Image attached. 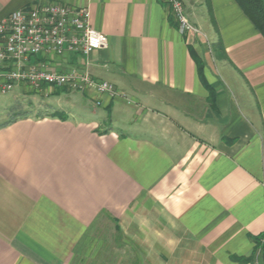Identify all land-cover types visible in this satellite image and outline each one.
Instances as JSON below:
<instances>
[{"label":"crops","instance_id":"crops-1","mask_svg":"<svg viewBox=\"0 0 264 264\" xmlns=\"http://www.w3.org/2000/svg\"><path fill=\"white\" fill-rule=\"evenodd\" d=\"M183 2L197 34L181 35L162 0H0V22L89 8L109 40L91 73L121 94L97 107L46 89L68 109L0 125V264H74L111 223L122 245L131 228L130 264H263L264 37L235 0Z\"/></svg>","mask_w":264,"mask_h":264},{"label":"built area","instance_id":"built-area-1","mask_svg":"<svg viewBox=\"0 0 264 264\" xmlns=\"http://www.w3.org/2000/svg\"><path fill=\"white\" fill-rule=\"evenodd\" d=\"M178 24L181 35L199 33L183 0H162ZM108 37L96 30L89 8L49 3L12 13L0 22V94L14 89L42 92L62 88L86 94L100 107L106 97H120L114 85L94 78L90 56L108 49ZM87 58L81 68H52L48 58Z\"/></svg>","mask_w":264,"mask_h":264},{"label":"rangeland","instance_id":"rangeland-1","mask_svg":"<svg viewBox=\"0 0 264 264\" xmlns=\"http://www.w3.org/2000/svg\"><path fill=\"white\" fill-rule=\"evenodd\" d=\"M61 89L58 88L56 90ZM51 94L46 92V90L34 92L31 90L23 91L18 88L5 95L0 94V125L21 116L23 112H32L33 115L45 113V108L48 104L58 101L62 102L63 109H68L67 99L70 97L68 94L62 93L60 98L56 96L50 97ZM101 229L102 232L98 230L97 234H95L94 243H92L89 251L80 258H77L74 264H116L118 260L115 258L116 245L119 247L118 250L123 249V264H130L131 242L128 237L131 233V228H126L124 233H122L124 235L123 245L120 241L121 231L116 227V224L111 223L109 226Z\"/></svg>","mask_w":264,"mask_h":264},{"label":"trees","instance_id":"trees-1","mask_svg":"<svg viewBox=\"0 0 264 264\" xmlns=\"http://www.w3.org/2000/svg\"><path fill=\"white\" fill-rule=\"evenodd\" d=\"M241 7L245 15L252 21L256 29L264 37V0H235ZM201 73L203 66H200ZM28 112H23L21 116H27ZM54 117H60L65 119L66 116L63 112H56ZM19 117V116H18ZM18 117L13 118L10 123L17 120ZM264 237L258 241V246L263 250V262H264ZM239 264L250 263L252 258H234ZM264 264V263H263Z\"/></svg>","mask_w":264,"mask_h":264}]
</instances>
